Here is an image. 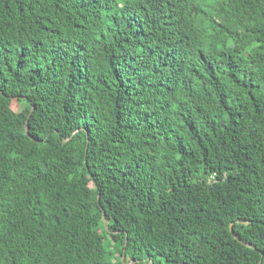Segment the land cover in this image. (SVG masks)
Instances as JSON below:
<instances>
[{
	"label": "trees",
	"instance_id": "trees-1",
	"mask_svg": "<svg viewBox=\"0 0 264 264\" xmlns=\"http://www.w3.org/2000/svg\"><path fill=\"white\" fill-rule=\"evenodd\" d=\"M0 264H264V0H0Z\"/></svg>",
	"mask_w": 264,
	"mask_h": 264
},
{
	"label": "water",
	"instance_id": "water-1",
	"mask_svg": "<svg viewBox=\"0 0 264 264\" xmlns=\"http://www.w3.org/2000/svg\"><path fill=\"white\" fill-rule=\"evenodd\" d=\"M27 134H29V131H28V129H27ZM104 216L106 217V214L104 213ZM232 233H233V231H232ZM123 261L125 262V256H124V259H123Z\"/></svg>",
	"mask_w": 264,
	"mask_h": 264
},
{
	"label": "rangeland",
	"instance_id": "rangeland-1",
	"mask_svg": "<svg viewBox=\"0 0 264 264\" xmlns=\"http://www.w3.org/2000/svg\"><path fill=\"white\" fill-rule=\"evenodd\" d=\"M14 108H15V109H18L19 106H18L17 104H14Z\"/></svg>",
	"mask_w": 264,
	"mask_h": 264
}]
</instances>
